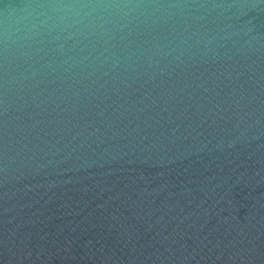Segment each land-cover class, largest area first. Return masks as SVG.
<instances>
[{
    "label": "water",
    "instance_id": "95a60500",
    "mask_svg": "<svg viewBox=\"0 0 264 264\" xmlns=\"http://www.w3.org/2000/svg\"><path fill=\"white\" fill-rule=\"evenodd\" d=\"M0 264H264V0H0Z\"/></svg>",
    "mask_w": 264,
    "mask_h": 264
}]
</instances>
